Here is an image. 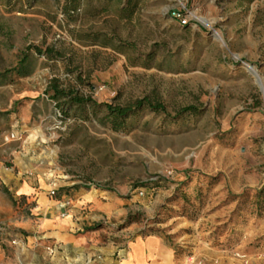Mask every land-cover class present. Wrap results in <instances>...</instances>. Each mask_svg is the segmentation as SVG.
<instances>
[{"label":"rangeland","instance_id":"rangeland-1","mask_svg":"<svg viewBox=\"0 0 264 264\" xmlns=\"http://www.w3.org/2000/svg\"><path fill=\"white\" fill-rule=\"evenodd\" d=\"M98 6L69 22L53 0L0 4L11 38L0 36V171L51 200L99 194L112 209L94 229L166 236L181 264H264V0H142L130 20L94 15ZM113 34L134 48L116 52ZM29 45L65 58L31 51L30 73L18 75ZM53 78L95 102L59 107L46 91ZM153 93L168 113L140 110L120 131L107 123L103 103ZM189 106L201 110L177 116ZM16 185L0 181L12 206L0 215L7 264L19 237L11 218H45Z\"/></svg>","mask_w":264,"mask_h":264},{"label":"crops","instance_id":"crops-1","mask_svg":"<svg viewBox=\"0 0 264 264\" xmlns=\"http://www.w3.org/2000/svg\"><path fill=\"white\" fill-rule=\"evenodd\" d=\"M0 181L6 185L18 182L13 191L21 195L36 194L37 212L45 214L36 226L25 219L11 218L19 234L18 239L13 240L16 252L11 264H181L176 249L161 234L128 236L129 231L116 238V235L105 233L104 227L90 229L104 219L102 214L112 209V204L100 199L99 194L78 191L68 209L64 201L70 196L51 200L46 191H37L31 181L21 182L12 173L0 171ZM80 209L92 212L82 216ZM62 210L67 213L66 216L62 213L64 217L58 215ZM2 212H12V206L0 195V215ZM37 257L42 259L37 261ZM7 263L0 245V264Z\"/></svg>","mask_w":264,"mask_h":264},{"label":"trees","instance_id":"trees-1","mask_svg":"<svg viewBox=\"0 0 264 264\" xmlns=\"http://www.w3.org/2000/svg\"><path fill=\"white\" fill-rule=\"evenodd\" d=\"M19 0H0V4L14 6V4ZM39 0H26V2L32 6ZM60 6V11L69 22H76L78 16L81 12H84L87 6L90 5L91 0H53ZM142 0H98L99 6L93 8L94 15L103 11H111L118 20H130L134 17L139 4ZM181 12H179L180 14ZM0 36L5 37L6 43H9L10 33L6 31L4 24L0 22ZM94 41L99 40L100 34L90 35ZM107 43H110L116 52L125 54L127 49H133L134 46L126 43L118 34H113L107 39ZM34 51L38 55H46L49 59H63L65 58L64 53L61 50L56 49L54 46H47L43 49L37 45H29L27 50L21 52L20 60L17 66L12 70V72L17 73L21 76H26L30 73V52ZM82 83L83 81L80 80ZM47 93L52 92L51 98L56 102L59 107L64 108L70 105H86L88 103L95 102L91 98L79 93L78 90L72 87H63L62 83L57 78H53L47 89ZM259 104V102H258ZM103 105L106 107V119L107 123H110L111 127L115 131H120L125 129L127 126V121L136 112L143 109H150L156 113H168L165 103L162 101L161 97L156 94H150L143 98H138L135 101L126 104H114L105 102ZM201 109L195 106L185 107L178 111L177 116H184L187 114H197ZM146 185V184H144ZM100 188V187H99ZM5 192L11 197L13 203L15 202L11 192L5 188ZM262 195V191L259 193ZM259 195V196H260ZM129 220L128 222H130ZM94 229V228H90Z\"/></svg>","mask_w":264,"mask_h":264},{"label":"built area","instance_id":"built-area-1","mask_svg":"<svg viewBox=\"0 0 264 264\" xmlns=\"http://www.w3.org/2000/svg\"><path fill=\"white\" fill-rule=\"evenodd\" d=\"M181 14H178V16H180ZM187 21L186 20H183V24H185ZM170 174H171V172H170ZM52 193L54 194L55 193V190L54 189H52ZM71 203H72V201H71V199H66L65 201H64V206L66 207V208H68L69 206H71ZM67 214V213H66ZM65 214V215H66ZM199 264H202V263H199Z\"/></svg>","mask_w":264,"mask_h":264},{"label":"bare ground","instance_id":"bare-ground-1","mask_svg":"<svg viewBox=\"0 0 264 264\" xmlns=\"http://www.w3.org/2000/svg\"><path fill=\"white\" fill-rule=\"evenodd\" d=\"M249 68V71L252 73V74H255L256 76H258V73L256 71V69L254 67H251V66H248ZM259 81H261V79L259 78L258 79Z\"/></svg>","mask_w":264,"mask_h":264}]
</instances>
